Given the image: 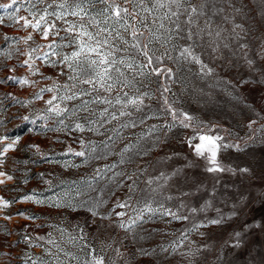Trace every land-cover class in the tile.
I'll list each match as a JSON object with an SVG mask.
<instances>
[{
    "label": "snow or ice",
    "instance_id": "snow-or-ice-1",
    "mask_svg": "<svg viewBox=\"0 0 264 264\" xmlns=\"http://www.w3.org/2000/svg\"><path fill=\"white\" fill-rule=\"evenodd\" d=\"M0 9L5 10L6 18L17 31L28 33L17 38L18 46L13 51L0 49V57L5 59L10 60L13 55L24 57L8 71L14 73L18 67H23L28 76H8L0 79V84L12 81L21 87L37 89L33 97L43 100L45 105L35 118L28 114L5 117L3 113L7 107L0 98V128L13 118L31 121L32 124L42 121L39 125L41 130L63 134L70 140L61 153L70 159L56 161L41 153L38 144H29L22 149L21 136L0 133V186L14 180L11 173L3 170L10 151L35 150L41 159L65 169L108 161L111 156L118 157L113 163H97L91 175L72 181L61 192H53L51 196L40 197L34 190L19 201L0 197V212L6 213L17 202H31L56 210L85 209L93 218V224L96 220L108 221L107 226L118 228L125 237L130 235L135 240L150 236L146 225L157 218L188 220L189 216L180 214L181 209L195 214L213 207L211 200L217 191L215 184L211 192L202 183L195 185L197 192L203 189L204 195L210 196L205 205L188 209L181 201L180 206L173 210L167 207L166 202L174 197L165 196L163 192L170 176L161 173L160 176L149 177L143 181L145 187L141 188L140 176L146 169L137 166L129 172L127 166L147 155L142 141L154 139V143H158L161 135L178 125L184 128L193 126L194 118L175 107L178 100L174 98L172 86L180 81L181 73L185 70L191 72L193 66H196V75L201 79L216 75L215 69L205 61V55L213 61H222L225 67L239 66L252 80L264 84V33L257 37L259 28L254 31L249 24L254 10L264 20V0H9V3L0 4ZM21 11L26 15L20 16ZM4 20L5 16H0V24ZM36 35L45 43H36ZM3 39L8 42L13 37L5 34ZM21 44L23 48L19 47ZM63 49L71 51L64 52ZM40 66L58 68L57 76H63L65 80L61 82L45 76ZM37 75L40 80L30 78ZM45 80L52 83L37 88ZM250 82L241 77V84ZM153 84L157 86L155 90L152 89ZM45 93L51 94L47 100H44ZM5 96L20 107L27 108L33 103V99L21 101L12 93ZM153 97L161 102L155 111L147 103ZM161 118H164V123L147 126L146 132L126 135L128 130L144 128L149 120ZM256 123L250 120L249 128ZM214 129L215 126H209L207 131H198L199 142L191 145L196 157L205 161V171L214 174L216 184L220 183L219 174L249 172L246 167L225 166L218 159L222 150H239L240 144L227 142L226 137L219 133L213 134ZM35 131L28 128L26 134ZM255 132H264V125L253 128ZM88 134L103 139L93 140ZM53 140L65 143L59 136ZM252 141L254 135L249 136L246 143ZM118 143H123V147L116 150ZM22 163L28 164L29 161ZM179 171L173 175L178 176ZM161 178L163 183H160ZM44 183L49 190L53 188L50 180H44ZM117 189H127L126 195L116 197ZM109 199L112 206L104 211ZM15 215L33 221L39 219L23 211ZM3 219L10 220L11 217L4 215ZM208 223L218 225L222 218L211 219ZM52 227L54 231L45 236L33 237L25 230L23 242L29 248H41L42 255L26 252L22 257L24 264H120L127 256L114 238L102 241L103 246L98 249L89 240L84 227L75 226L74 233H67L66 229L58 226ZM199 227L194 225L189 231ZM4 231L5 235L11 234L6 229ZM54 232L59 235H54ZM234 236V246L239 247L240 233ZM185 240L186 232L169 245H161L160 251L165 254L177 252L185 246ZM65 245L77 248L79 254ZM207 247L204 245L196 252L189 250L181 254L195 256ZM139 251L141 255H149L143 248ZM4 255L10 256V253Z\"/></svg>",
    "mask_w": 264,
    "mask_h": 264
},
{
    "label": "rangeland",
    "instance_id": "rangeland-1",
    "mask_svg": "<svg viewBox=\"0 0 264 264\" xmlns=\"http://www.w3.org/2000/svg\"><path fill=\"white\" fill-rule=\"evenodd\" d=\"M6 3H9V0H0V4ZM19 15L24 16L26 13L21 11ZM0 16H5L4 23L0 24V49L4 52L13 51L18 46L17 38L26 36L28 33L17 31L16 26L6 18L5 10L0 9ZM249 24L254 31L259 28V31H256L257 37L264 33V20L256 15L255 10L252 18L249 19ZM5 34L13 39L5 42L3 39ZM34 38L36 43H45L39 35ZM19 47L23 48V45ZM63 51L70 52L71 49H63ZM23 59L24 57L17 55H13L10 60L0 57V79L8 76L17 78L28 76L23 67H18L14 73L8 71L9 67ZM204 59L215 69L216 75L201 79L196 75V66H193L191 72L185 70L181 73L180 81L172 86V92L175 93L174 98L178 100L175 107L194 118L193 126L184 128L178 125L171 132L161 135L158 143H154V139L142 141L147 155L136 159L132 165L127 166V170L132 172L137 166L146 169L140 176L139 186L141 188L145 187L143 181L149 177H157L161 173L170 176L171 179L163 192L165 196L174 197L166 202L167 207L173 210L180 206L181 201L188 206V209L205 205V202L211 198L204 195L203 189L197 192L195 185L202 183L211 192L215 184L217 191L215 198L211 200L213 207L195 214L181 209L180 214L189 216L188 220L157 218L146 225L151 233L150 236L146 239L134 240L130 235L125 237L124 232L118 228L107 226L108 221L96 220L93 224V218L85 209L56 210L31 202H17L12 204L6 213L0 212V264H24L22 257L26 252L34 256L42 255L41 248H29L23 242L25 230L35 237L53 232L52 226L64 228L67 233H74L77 225L85 228L89 240L94 242L98 249L103 246L102 241L114 238L117 246L127 253L125 260L120 261V264H264V132L253 133V128L264 125V84L252 80L247 71L239 66L235 68L222 66V61H213L207 55ZM40 70L45 76L59 79L61 82L65 80V77L57 76L58 68L40 66ZM241 77L251 82L241 84ZM30 78L40 80L38 75ZM51 83V80H45L37 88ZM156 87V84L152 85L153 90ZM36 90L28 86L21 87L12 81L0 84V98H3V103L7 107L3 115L18 117L28 114L35 118V115L45 107L43 100L34 99L33 93ZM7 93H12L21 101L26 98L33 99V103L27 108L20 107L5 96ZM50 95L45 93L44 100H47ZM147 103L152 105L154 111L161 106V102L155 97ZM250 120L257 122L253 128L248 126ZM164 122V118L149 120L144 128L128 130L126 135L132 133L139 135L142 131L146 132L147 126ZM41 123L42 121H37L36 124H32L31 121L23 122L13 118L6 123L4 128H0V133L9 132L13 136H21L22 149L29 144H38L41 153L47 154L49 159L56 161L70 159V157L61 155L70 140L63 134L44 132L39 127ZM209 126H215L213 134L219 133L226 137L227 142L240 144L239 150L235 148L222 150L218 154V159L225 166L236 169L246 167L249 172L219 174L220 183L216 184L213 179L214 174L205 171V161L196 157L191 146L199 142L197 132L201 129L207 131ZM28 128H34L36 131L26 134ZM88 135L93 140L103 139V137ZM253 135L254 141L246 143L249 136ZM55 136H59V139L65 143L54 142L53 137ZM121 147L123 143L115 146L116 150ZM8 157L3 170L11 173L14 180L0 186V197L18 201L19 198L33 193L34 190L35 194L40 197H48L53 192H61L72 181H78L82 177L91 175L97 163L102 165L105 162L113 163L118 160L117 156H111L108 161L92 162L80 168L65 169L59 164L48 163L45 159H41V155L35 150L10 151ZM14 160L21 161V163L14 164ZM25 160L29 163H22ZM177 170H180L179 175H173ZM44 180L52 182L51 190ZM62 181L64 183H61ZM160 183H163V178ZM126 193L127 189H117L116 197L123 198ZM181 193H190V195L182 196ZM111 206L112 201L109 199V203L103 210L107 211ZM216 209L220 211L217 212ZM21 211L28 215H35L39 219L33 221L15 215ZM4 215L10 216L11 219H3ZM217 218H222V223L218 225L208 223L209 220ZM37 225H43V227H37ZM194 225H200V227L195 231H189ZM25 226H27L26 229ZM5 229L11 234L5 235ZM184 232L187 233L184 247L168 254L160 251L161 245L167 246L172 241L178 240ZM237 232L240 233L239 247L234 246L236 239L234 234ZM54 235L58 236L59 233L54 232ZM9 245L13 246L8 247ZM204 245L208 247L198 255L181 254L189 250L196 252ZM65 246L70 251L79 254L77 248L71 245ZM141 248L147 250L149 255H141L139 251ZM6 253H10V256L4 255Z\"/></svg>",
    "mask_w": 264,
    "mask_h": 264
}]
</instances>
